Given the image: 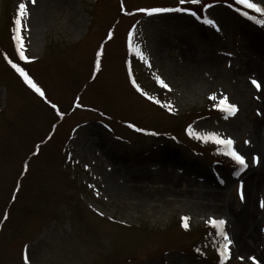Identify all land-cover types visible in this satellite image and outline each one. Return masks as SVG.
I'll list each match as a JSON object with an SVG mask.
<instances>
[{"label":"rangeland","instance_id":"obj_1","mask_svg":"<svg viewBox=\"0 0 264 264\" xmlns=\"http://www.w3.org/2000/svg\"><path fill=\"white\" fill-rule=\"evenodd\" d=\"M20 2L28 10V61L13 39ZM177 3L0 0V264H23L25 252L30 264H252L249 256L264 264V171L252 180L263 165L255 137L264 139V92L248 68L264 67V26L239 15L234 0H201L211 5L206 9L184 5L200 20L137 11ZM130 31L147 64L129 50ZM133 79L174 111L141 95ZM221 99L236 113L222 115ZM189 128L232 138L249 166L241 170L222 145L189 135ZM244 209L256 212V234L241 243L234 215ZM210 219L225 221L233 241L227 260Z\"/></svg>","mask_w":264,"mask_h":264},{"label":"snow or ice","instance_id":"obj_2","mask_svg":"<svg viewBox=\"0 0 264 264\" xmlns=\"http://www.w3.org/2000/svg\"><path fill=\"white\" fill-rule=\"evenodd\" d=\"M29 3L34 4L36 0H28ZM200 5L201 8L206 9L211 7L209 4H202L201 0H178V3L175 7H151V8H139L137 9L138 12L144 13L145 15H154V14H164V13H180V14H187L192 17H195L197 20H200L201 17L197 15V11H194L192 7H186L184 5ZM235 11L241 15L246 17L249 20H252L256 22L257 24H260L261 26H264V19H257L255 15H250L249 12H253L258 14L260 17H264V0H261V2H256V0H234ZM233 4H229V7H233ZM120 10L124 11V5L121 3ZM126 15L129 13H125ZM28 15V10L25 2H20L18 5L17 13H16V19L14 21V28L13 31L15 33L13 39L15 41L16 45V52L19 55L20 60L28 61L29 57L25 54V43L22 36L23 31V18ZM202 22L206 25H209L211 27H216V23L213 19L208 18L207 16H204L202 19ZM217 30H219L217 28ZM132 32L130 31L128 33V48L130 51H133L134 54L139 57L141 60H143L146 64L148 63V60L145 56V54L141 51L139 46H134L133 40H132ZM109 39L111 38V33H109ZM102 55V51H97L96 53V62H95V70L99 71L101 67V61L99 57ZM5 59L8 60V63L11 65L13 69L16 70V72L19 73V75L23 78L24 82L37 94H39L42 98L45 97L44 91L32 80V78L27 74V72L21 68L17 63H13L11 59H8L7 56H5ZM150 66V65H149ZM157 83L161 85V87L168 89L169 85L165 83L163 79H161L159 76L156 77ZM251 83L255 86L257 90H260L261 84L253 79ZM132 85L136 88L138 92L141 93V95L147 97V99L152 100L156 104H161V102L156 99L153 96L148 95L146 92H144L140 86L136 83L135 79L132 80ZM170 90V89H169ZM213 100L216 99L215 95L211 97ZM51 107L53 109L57 108V105L55 103L51 104ZM161 107H167L170 112L174 111L172 105L169 103L167 105L161 104ZM217 107H220V109L223 112H226L228 114H235L237 111V106L232 103H228L226 99H221L219 105ZM259 114V113H258ZM129 127H135V125L129 124ZM136 131H144V129L137 128ZM189 135L196 137L197 139L201 140H212L217 145L223 146V154L230 157L232 161H234L237 165H239L240 169H246L249 166V163L246 162L245 156L240 154L234 147V140L232 138H221L217 134H208V135H198L197 133L193 132L191 128L188 129ZM152 135H156V133H151ZM249 143V141H245V144ZM252 163L258 162L257 157H252L251 160ZM24 171H27V165H24ZM223 182V181H221ZM240 199L243 201L244 195L243 192H240ZM260 207L264 208V201L260 202ZM102 214V213H101ZM4 219H7V216L5 215ZM184 227H188V217H183ZM209 223L218 230L219 236L222 238V243L219 247V253L220 257L223 260H227L230 257V245H232L233 241L229 238V235L227 232L223 230V226L225 224V221L223 219L215 220L210 219ZM27 247V246H26ZM240 260H244V257H238ZM252 262V264H260V262L257 260L255 256H249L247 258ZM23 264H30V258L27 252L23 255Z\"/></svg>","mask_w":264,"mask_h":264},{"label":"bare ground","instance_id":"obj_3","mask_svg":"<svg viewBox=\"0 0 264 264\" xmlns=\"http://www.w3.org/2000/svg\"><path fill=\"white\" fill-rule=\"evenodd\" d=\"M40 1H46V0H39V2ZM248 68H249V71L252 70V71H255L257 73L256 77H259L261 84H262L261 93L264 92V67H262L258 63H253V65L249 66ZM255 138H256L255 142L257 141V144H258L257 149L260 152V157H259V160L261 162L260 164L262 165V163H263V165L259 168L257 166H255L256 170L254 171V175L252 176L253 177L252 180H254V181H255V179H259L260 178L259 177L260 172L264 171V139L262 137H258V136H256ZM252 150H255V149L249 148L247 151H252ZM156 175H158V174L151 175V180L152 179L154 180L156 177H158ZM162 175L165 178V180L169 179V174L162 172ZM256 176H258V177H256ZM174 179H176V178H174ZM131 180L133 181V179H131ZM131 180H129V181H131ZM178 181H179V178L175 181V183H174L175 185L173 184V187L176 188V184L178 183ZM133 190H135V189H133ZM190 195L191 194H188L186 196L191 197ZM198 197L203 198V199L214 198V197H212V195H207V194H203L202 196L199 195ZM244 210L245 211L243 212V214H241L239 216L234 215V232H235V236L240 240L241 243L244 242L245 239H247V238L255 237V234H256L254 227H252V226H254V221L256 220L255 217L252 218V214L255 211L251 210V212L250 211L248 212V209L247 210L244 209ZM249 210H250V208H249ZM250 213H251V218L248 217V215ZM246 232H247V235H246ZM245 235L247 236L246 238L244 237ZM244 248H245V246H244Z\"/></svg>","mask_w":264,"mask_h":264}]
</instances>
